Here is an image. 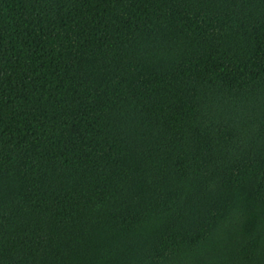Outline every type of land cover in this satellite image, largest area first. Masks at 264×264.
I'll list each match as a JSON object with an SVG mask.
<instances>
[{"label":"trees","instance_id":"trees-1","mask_svg":"<svg viewBox=\"0 0 264 264\" xmlns=\"http://www.w3.org/2000/svg\"><path fill=\"white\" fill-rule=\"evenodd\" d=\"M0 264H264V0H0Z\"/></svg>","mask_w":264,"mask_h":264}]
</instances>
